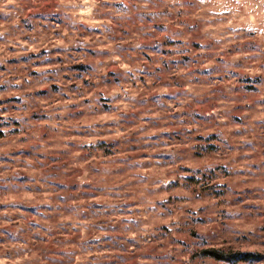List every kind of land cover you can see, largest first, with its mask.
Here are the masks:
<instances>
[{"label": "clouds", "instance_id": "9594fccd", "mask_svg": "<svg viewBox=\"0 0 264 264\" xmlns=\"http://www.w3.org/2000/svg\"><path fill=\"white\" fill-rule=\"evenodd\" d=\"M212 244L264 264V0H0V264Z\"/></svg>", "mask_w": 264, "mask_h": 264}, {"label": "rangeland", "instance_id": "374dc122", "mask_svg": "<svg viewBox=\"0 0 264 264\" xmlns=\"http://www.w3.org/2000/svg\"><path fill=\"white\" fill-rule=\"evenodd\" d=\"M73 67H80V66L79 65H75ZM211 150H212V148L210 146L209 147V151L211 152ZM197 190L198 191H204V192H206V191L209 190V186L208 185H205V187L203 189L197 188ZM246 190H249L250 191V189H246ZM206 250H215V251H218V252L222 253L223 255H225L226 257L229 256V258L236 256L239 252L242 251V249L238 248L235 245L230 246V247H221L218 244H212V245H210V246H208L206 248L197 249L196 250L195 255L193 256V264H216V260L215 259H209L207 256H204L202 254V252L203 251H206ZM201 254L204 256L203 261H201L200 259L197 258ZM227 262H228V264H235V259H231V260H229Z\"/></svg>", "mask_w": 264, "mask_h": 264}, {"label": "trees", "instance_id": "16d2710c", "mask_svg": "<svg viewBox=\"0 0 264 264\" xmlns=\"http://www.w3.org/2000/svg\"><path fill=\"white\" fill-rule=\"evenodd\" d=\"M202 254H203L204 256H207V257H212V258L215 259V260H222V261H229V260H231V259H235V260H236L235 257H231V258H229V256L226 257V256L223 255L222 253H220V252H218V251H215V250H206V251H203ZM228 258H229V259H228Z\"/></svg>", "mask_w": 264, "mask_h": 264}]
</instances>
